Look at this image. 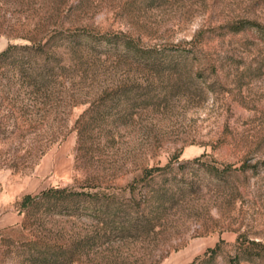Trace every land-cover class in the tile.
<instances>
[{"label":"rangeland","instance_id":"obj_1","mask_svg":"<svg viewBox=\"0 0 264 264\" xmlns=\"http://www.w3.org/2000/svg\"><path fill=\"white\" fill-rule=\"evenodd\" d=\"M244 19L264 24V0H0V53L60 62L38 90L0 62V264H230L264 244V42L227 29ZM53 188L102 202L21 212Z\"/></svg>","mask_w":264,"mask_h":264},{"label":"trees","instance_id":"obj_2","mask_svg":"<svg viewBox=\"0 0 264 264\" xmlns=\"http://www.w3.org/2000/svg\"><path fill=\"white\" fill-rule=\"evenodd\" d=\"M227 29L235 34L242 32H258L260 39L264 42V24L262 23L244 19L229 24ZM65 41L67 46L73 51L80 50L83 45L82 39L78 37L76 39L75 36L66 38ZM53 47L56 48L58 46L53 45ZM148 54L147 60H149V64L153 68L160 70L159 72H162V66L165 65L168 58L156 55L151 51L148 52ZM53 56L54 55L45 52L41 45L11 46L0 53V62L8 63L11 61L10 64L8 63V66L12 65L14 67L11 71L17 72L22 83L29 84L31 87H34V89L38 90V88H43L52 84L50 77L52 73H54L55 67H51V65L52 63H57V65H59L58 63H60L58 60H55L56 57L54 56V58ZM29 72L31 73V77ZM247 168L250 167H244V170H247ZM101 202L102 200L99 196L88 191L71 192L67 188H53L44 191L37 197L26 196L20 203V206L21 212L28 211L36 213L42 210L43 213L48 214L52 211V206L63 205L67 208H72L75 213H79L80 210H82L81 205H96ZM108 204L106 206L107 208ZM34 210L35 212H33ZM245 245L246 243L243 244L241 252L230 261V264H258V260H264V244L251 241L247 246ZM210 252L214 255L217 253V249L211 250ZM213 255L211 259H213ZM210 264H212V261Z\"/></svg>","mask_w":264,"mask_h":264}]
</instances>
